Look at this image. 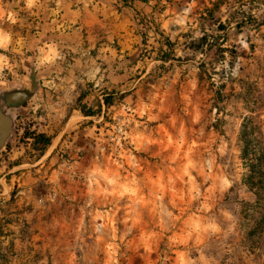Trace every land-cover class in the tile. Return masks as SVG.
I'll use <instances>...</instances> for the list:
<instances>
[{"label": "rangeland", "instance_id": "374dc122", "mask_svg": "<svg viewBox=\"0 0 264 264\" xmlns=\"http://www.w3.org/2000/svg\"><path fill=\"white\" fill-rule=\"evenodd\" d=\"M257 26L251 43L192 44L188 56L181 46L178 64L156 65L144 78L139 106L92 82L90 105H79L93 115L77 118V155L59 147L57 155L77 159L72 252L64 249L60 220H38L31 203H20L61 192L36 165L51 144H35L38 128L12 118L0 146V197H10L0 225L13 221L15 228L0 238V259L264 264V9ZM0 54L8 55L0 59V113L8 114L4 100L22 84L14 85V71L27 64L10 49Z\"/></svg>", "mask_w": 264, "mask_h": 264}, {"label": "crops", "instance_id": "0c3cea01", "mask_svg": "<svg viewBox=\"0 0 264 264\" xmlns=\"http://www.w3.org/2000/svg\"><path fill=\"white\" fill-rule=\"evenodd\" d=\"M262 9L264 0H0V48L27 64L14 71L20 76L14 85L19 80L21 88L8 92L4 106L11 118L26 119L51 138L36 165L63 192L48 199L20 197L26 199L20 203H31L38 220H60L64 249H77V159L59 161L57 155L60 148L77 155V118H90L79 105H90L92 82L139 106L144 78L156 65L178 64L181 46L188 56L192 44L251 43ZM51 151V161L42 163ZM70 188L74 194H66ZM9 199L0 197V222L1 204ZM14 228L13 221L0 225L3 232ZM0 264L30 263L16 255Z\"/></svg>", "mask_w": 264, "mask_h": 264}, {"label": "water", "instance_id": "95a60500", "mask_svg": "<svg viewBox=\"0 0 264 264\" xmlns=\"http://www.w3.org/2000/svg\"><path fill=\"white\" fill-rule=\"evenodd\" d=\"M12 118L6 113H0V146H2L5 140L11 133Z\"/></svg>", "mask_w": 264, "mask_h": 264}, {"label": "trees", "instance_id": "16d2710c", "mask_svg": "<svg viewBox=\"0 0 264 264\" xmlns=\"http://www.w3.org/2000/svg\"><path fill=\"white\" fill-rule=\"evenodd\" d=\"M83 113L87 116L93 115V112H91V111L90 112L83 111ZM34 142H35V144H37V145L41 144L44 146V148H46L51 144V138H47L44 135H38V136H35Z\"/></svg>", "mask_w": 264, "mask_h": 264}, {"label": "clouds", "instance_id": "9594fccd", "mask_svg": "<svg viewBox=\"0 0 264 264\" xmlns=\"http://www.w3.org/2000/svg\"><path fill=\"white\" fill-rule=\"evenodd\" d=\"M29 2L31 3V0H29Z\"/></svg>", "mask_w": 264, "mask_h": 264}]
</instances>
